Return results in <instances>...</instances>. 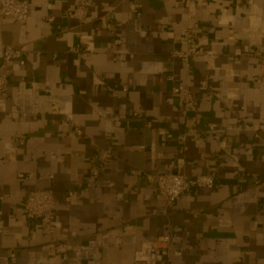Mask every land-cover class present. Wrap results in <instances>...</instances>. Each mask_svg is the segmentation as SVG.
Listing matches in <instances>:
<instances>
[{"label": "crops", "instance_id": "crops-1", "mask_svg": "<svg viewBox=\"0 0 264 264\" xmlns=\"http://www.w3.org/2000/svg\"><path fill=\"white\" fill-rule=\"evenodd\" d=\"M29 1L27 23L0 22V66L6 44L24 52L4 65L0 95V264H264V0H196L208 54L189 70L172 54L185 48V0H139L136 13L130 0H86L85 22L72 16L82 0ZM169 74L196 113L183 114ZM172 162L218 182L169 205L145 173ZM33 189L52 191L54 230L23 212ZM165 235L169 252L154 260ZM56 238L87 248L64 258Z\"/></svg>", "mask_w": 264, "mask_h": 264}, {"label": "built area", "instance_id": "built-area-1", "mask_svg": "<svg viewBox=\"0 0 264 264\" xmlns=\"http://www.w3.org/2000/svg\"><path fill=\"white\" fill-rule=\"evenodd\" d=\"M195 1L196 0H185V7L189 11V22L183 27V44L185 45V48L174 49L172 52L173 56L182 58L186 62L188 70L191 68V59L208 54V51L199 44L200 25L199 23L192 21L195 15L193 11ZM32 8L33 5L29 0H0V22L4 17H13L20 23H27L30 20ZM130 8L133 12H138L140 9L139 0H130ZM87 13V2L86 0H82L79 6L73 11L72 16L78 18L81 22H85L87 20ZM116 42L119 43L120 41L117 40ZM23 53L22 50L13 45L6 44L4 46L3 61L0 66V95L5 97L9 96V79L4 72V65L11 62L16 55H21ZM21 63L23 64L24 60H22ZM168 80L172 82V93L180 98L183 114L196 113L198 111V103L190 87L186 84L177 82L173 74L168 75ZM257 82L264 84V75L260 76V78L257 79ZM200 85L203 88L210 87L209 82L206 79L201 80ZM129 89V85H122L123 91L127 92ZM228 93V91L220 93L219 97L224 99ZM237 98L238 95L232 97L228 106H231L232 101ZM18 108V104L15 103V110L18 111ZM134 114L138 117L143 116L141 111H135ZM77 132L82 134L81 130H78ZM162 133L167 137L169 131L168 129L163 128ZM177 138L186 148L185 141L187 134L180 133ZM94 160L97 161V158ZM98 174L99 168L95 167L93 175L96 176ZM145 176L148 181L156 183L157 188L161 193L167 195L169 205H173L177 198L183 193L196 194L201 188H212L216 186L218 182L217 178L209 173L191 176L179 173L175 170L174 162L170 163L167 166L166 171L160 175L146 172ZM78 193L77 190H71L64 196V199L67 202L71 201ZM8 196L7 193L0 195V229L4 227L3 218L5 215L1 206L5 203ZM20 206L29 221L43 218L46 220L50 230L55 229L56 199L51 190L33 189L30 191L26 199L20 202ZM170 238V235H165L151 243L149 252L154 260H161L168 254ZM54 242V251L60 253L64 258L68 257L70 251H81L87 248L84 244L73 245L69 240L63 238H56L54 239Z\"/></svg>", "mask_w": 264, "mask_h": 264}]
</instances>
